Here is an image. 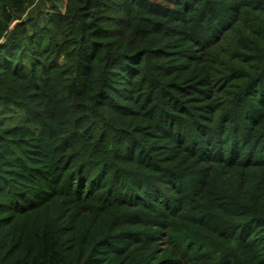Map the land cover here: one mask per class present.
<instances>
[{"label": "trees", "instance_id": "1", "mask_svg": "<svg viewBox=\"0 0 264 264\" xmlns=\"http://www.w3.org/2000/svg\"><path fill=\"white\" fill-rule=\"evenodd\" d=\"M35 1L0 0V264H264V0Z\"/></svg>", "mask_w": 264, "mask_h": 264}, {"label": "rangeland", "instance_id": "2", "mask_svg": "<svg viewBox=\"0 0 264 264\" xmlns=\"http://www.w3.org/2000/svg\"><path fill=\"white\" fill-rule=\"evenodd\" d=\"M40 3H41V0L39 1V0H36L35 2H33V4H32V6H31V9L29 10V12L32 10V9H34V8H36L37 9V11H39V5H40ZM58 5H59V7L62 9V10H64L65 9V0H59L58 1ZM41 9H45L46 10V6H44V4H42V6L40 7ZM5 9H3V11H0V17H3L4 19H7V20H10V18H12L13 16H15L16 15V13L15 12H13V11H6ZM28 12V13H29ZM28 13H25L23 16L24 17H26L27 15H28ZM16 21H14L12 24H11V26L15 23Z\"/></svg>", "mask_w": 264, "mask_h": 264}]
</instances>
